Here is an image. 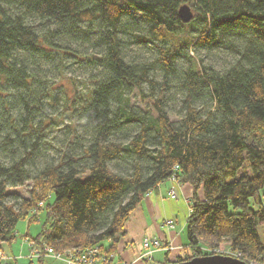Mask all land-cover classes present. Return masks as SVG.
Segmentation results:
<instances>
[{
	"label": "trees",
	"instance_id": "1",
	"mask_svg": "<svg viewBox=\"0 0 264 264\" xmlns=\"http://www.w3.org/2000/svg\"><path fill=\"white\" fill-rule=\"evenodd\" d=\"M183 3L193 13L184 22ZM137 36L154 42L153 59L132 51ZM73 42L90 45L96 72L63 109L87 118L91 138L34 174L44 122L54 121L45 64L62 76ZM200 50L232 59L217 68ZM173 81L176 121L164 100ZM144 86L151 104L142 112L128 95ZM169 178L193 187L187 243L173 261L216 248L264 259V207L250 204L264 189V0H0V249L20 219L41 213L31 236L41 251L98 246L100 264H116L109 256L130 213ZM27 181V194L11 190Z\"/></svg>",
	"mask_w": 264,
	"mask_h": 264
},
{
	"label": "rangeland",
	"instance_id": "2",
	"mask_svg": "<svg viewBox=\"0 0 264 264\" xmlns=\"http://www.w3.org/2000/svg\"><path fill=\"white\" fill-rule=\"evenodd\" d=\"M145 34V28H142L136 31V34ZM131 37V36H130ZM130 41V45L132 51L142 56H148L150 59H153L154 52L156 47H154V42L143 43L137 38L132 37ZM134 40V41H133ZM72 49L67 50V55L65 56L63 65L65 67L61 73L57 72L56 67H54L53 63L45 64L47 73L54 80L55 86V98L51 100L52 103L45 104L48 115L54 117V121H48L47 118L44 122L47 125V132L40 142V150L41 155L37 158L34 164H32L31 169L33 173H37L40 171L45 164L49 162H56L60 155L63 152H78L82 146V144H87L91 138V126L88 123L87 118L81 117L79 114H69L64 110V100H67V97L70 96L67 100L70 103V100L73 98V94L84 86L86 83H90L93 80V73L96 72V69L92 67V64L87 61V55L92 51L90 45L88 43L82 42H73L70 43ZM199 58L203 59L205 64L211 63L213 66L217 68H223L226 66L229 61L232 59V54H228L227 52H223L221 50L214 52H206L204 50L198 51ZM195 53L192 49L190 50V54ZM160 79V76H158ZM144 93H141L137 88L132 90V93L128 95L130 98L128 101V105L134 108L140 109L142 112L149 107L151 104V100L148 93V87L144 86ZM180 92L178 90L177 83L173 81L172 86L170 85L167 88L165 93L164 100L166 101V107L170 111V120L176 121L181 114L180 110ZM50 101V99H48ZM47 100V101H48ZM46 101V102H47ZM84 176V174H82ZM31 186V181H27L22 186L12 187L11 190L18 192L21 196L28 193V188ZM201 191V190H200ZM164 199V205L166 206L167 211L180 209V218L183 219L187 213L190 211V207H188L187 200L183 194L178 195V200L173 199L171 197H167ZM250 204L254 208L264 207V189H261L256 196L251 197ZM39 220L32 221L29 223L28 218L20 219L17 223L16 231L17 236L12 241V250L13 255H10L9 251V243L2 242L0 259L5 264L8 259H16L15 264H47L49 259L45 257L44 251L41 253L44 256L43 260L40 261L38 259L39 256L33 255L32 250L34 246V242L32 245L30 244L31 236H34L38 233L41 228V219L42 214H38ZM173 218V217H171ZM170 218V219H171ZM176 224V222H175ZM259 226V232L262 240L264 241V223H261ZM184 237L186 238V234L184 232ZM32 241V240H31ZM38 249H40L38 247ZM225 249V248H223ZM212 254H223V255H231L236 257V252L231 251V249H226L225 251L220 250H212ZM32 256V257H30ZM41 256V255H40ZM161 253L155 255V258H148L147 260L153 262L154 260L164 261V258L161 257ZM242 257V256H241ZM241 257L237 256L236 258L240 259ZM151 259V260H150ZM243 260V258H242ZM143 260L135 263L141 264Z\"/></svg>",
	"mask_w": 264,
	"mask_h": 264
},
{
	"label": "crops",
	"instance_id": "3",
	"mask_svg": "<svg viewBox=\"0 0 264 264\" xmlns=\"http://www.w3.org/2000/svg\"><path fill=\"white\" fill-rule=\"evenodd\" d=\"M171 189H175V197L171 196ZM192 191L193 187L189 183H183L175 178H169L145 193L140 203L130 213L126 221V233L119 241L118 249L115 252L112 263L135 264L143 260L141 264H144L145 261H148V258H155V255L158 253H161V257L164 258V261L161 262L168 263L173 262L177 257L183 255L184 245L187 243L184 232L186 234L185 226L190 211L182 219L180 218V209L167 211L163 202L166 198L165 196L178 200L180 193V195L183 194L185 196L188 207H190ZM171 217L176 222L173 227H169L165 223ZM145 237L150 239L159 238L163 244H168L170 248L155 249L152 257H148L147 255L142 256L146 251L143 246V239ZM9 251L10 253L8 254L14 256L12 243L9 244ZM45 257L50 258L47 264H75L64 258H55L51 255H45ZM155 261L160 262L158 260H154L153 262Z\"/></svg>",
	"mask_w": 264,
	"mask_h": 264
},
{
	"label": "built area",
	"instance_id": "4",
	"mask_svg": "<svg viewBox=\"0 0 264 264\" xmlns=\"http://www.w3.org/2000/svg\"><path fill=\"white\" fill-rule=\"evenodd\" d=\"M170 194L172 197H175L176 196L175 189H171ZM165 223L169 227H173V226H175V219H173V218L167 219L165 221ZM32 243H33V241L30 240L31 245H32ZM143 246L146 249V251L144 254H142V256L147 255L148 257H152V253L154 252L155 249L170 248V246L168 244H163L161 239H159V238L150 239L148 237H145L143 239ZM216 249L220 250V251H225L226 249L228 250L230 248H226V249L216 248ZM32 251H33L32 252L33 255L40 256V255H42L41 253L44 251V255H51L55 258H64L67 261L75 263V264H100V259L102 258V256L100 255V250H99L98 246L90 247V248L85 249V250H82L79 248H77V249L74 248V249H66L63 252L62 251L59 252V251L54 250L49 245H46L44 247L43 251H41L34 244ZM233 252H236V251H233ZM0 253H1V250H0ZM114 256H115V253H111L109 257L113 258ZM235 256L241 257L242 254H241V252L237 251ZM30 257H32V256H30ZM242 258L243 257H241L240 259H242ZM243 260L246 261L248 264H264V259H260V258H259V260H253L250 258H248V259L243 258Z\"/></svg>",
	"mask_w": 264,
	"mask_h": 264
},
{
	"label": "water",
	"instance_id": "5",
	"mask_svg": "<svg viewBox=\"0 0 264 264\" xmlns=\"http://www.w3.org/2000/svg\"><path fill=\"white\" fill-rule=\"evenodd\" d=\"M180 13V17L182 21H188L193 17V13L191 11L190 5L187 3H183L178 10ZM147 264H248L246 261L242 259H237L231 255H223V254H205V255H194L189 259H184V261H173L168 263L162 262H149Z\"/></svg>",
	"mask_w": 264,
	"mask_h": 264
}]
</instances>
